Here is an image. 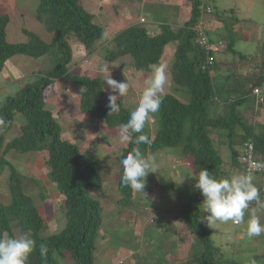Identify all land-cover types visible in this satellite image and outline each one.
<instances>
[{
    "label": "trees",
    "instance_id": "obj_1",
    "mask_svg": "<svg viewBox=\"0 0 264 264\" xmlns=\"http://www.w3.org/2000/svg\"><path fill=\"white\" fill-rule=\"evenodd\" d=\"M38 2L36 18L51 35L49 42L33 32L24 30L30 37L28 43H10L7 39L10 17L0 15V73L12 58L21 55L32 59L49 56L53 64L49 72L38 75L40 79L36 83L26 85L16 95H10L0 101V177L4 180L7 178V183L3 184L8 189L4 195L8 200H0V236H17V232L21 231L33 238L36 250L31 254L29 264H60V261L96 264L98 243L99 248H105L100 241L103 239V227L106 228V224L110 223L108 213L98 197L117 199L119 210L115 215H118L120 220L126 217L123 216V207L132 206L136 197L135 191L121 182L123 169L120 161L137 145L127 143L119 155H114L117 188L110 189L107 186L106 171L111 167V161L105 162L104 158L100 160L91 156L87 151H83L80 145L64 139L62 127L55 118L58 114L47 108V88L64 78L85 88L80 96L79 111L91 118L104 120L109 132L115 131L117 135L116 129H120L131 114V110L122 105L119 114L110 116L105 79L100 76H80L72 72L75 50L69 42V37L77 39L90 55L103 48L101 55L108 63L130 56L135 72L144 73H150L151 65L162 66L168 45L175 42L174 59L169 73L179 89L188 95V100H181L168 93L162 95L157 129L152 133V127L148 123L144 129V133L152 142L150 145L141 143L138 146L144 154L156 156L169 150L183 160L190 158L194 161V174H198L201 168H207L217 178H228L230 172L247 170V165L240 161L237 145L252 144L255 161L264 163V123L258 121V108H255L256 101L252 96L254 88L263 85L264 77L251 75L235 79L231 75H240L241 70H224V60H220L219 54L202 45V35L197 30L202 26L204 35L211 42H214L213 38H219L213 34L220 35L224 39L222 42L229 45V52L234 53L230 57L232 64L239 61L230 29H226L230 27L229 18L234 20L235 17L230 15L231 13H228L229 17L226 14L215 16L216 0H187L190 12L183 26L175 28L170 25L171 22L161 23L160 31L151 34L144 25L134 24L123 28L112 38L103 36L107 33L106 28L95 22L96 16L86 10L83 0ZM185 12L187 14V11ZM207 16L219 19L222 28L220 26L216 30L211 19L209 24L212 28L206 29L202 24ZM240 57L245 59V55ZM233 79L234 83L231 82ZM252 81L255 83L252 84ZM118 103L121 102L118 100ZM243 106L246 108L241 111ZM19 116L24 120L21 130L18 136L9 137V132L14 129L16 117ZM211 130L219 137L225 138L220 140L221 145H229L232 159V164L228 165L229 171L224 170L225 161L211 137ZM12 152L21 156L30 155L31 160L28 163L31 167L37 166L42 154L47 156L44 162L48 170H45L52 194H46L45 188H42V179L25 175L6 158ZM4 169L7 177L4 175ZM260 176V180L254 184L264 200V174ZM160 177L154 178L159 182V195L174 194L177 198L176 203L174 202L177 209H174L178 211L179 193L173 190L172 185L165 184L163 177ZM27 181L37 186V193L28 190ZM172 184L175 185L173 180ZM55 193H58L56 200L60 202L59 208L64 212L66 224L59 233L43 235L47 222L39 210L37 197L45 199L48 196H56ZM156 198L150 206L155 214L160 212L159 205L155 204H166L169 201L168 198L166 202ZM202 201L203 196L199 190L193 189L187 204L183 202L181 213H177L180 220L187 222L198 246L197 253L186 261V264H259V260L264 262V255H259L260 258L253 255L248 262L238 256L227 258L212 240L211 231L202 222ZM142 213L143 211L139 214ZM127 219L126 217V222ZM165 219L163 215L162 220ZM151 220L154 221L153 218ZM118 226L122 228L121 225ZM126 234L130 236V240L138 238V235L129 229H126ZM110 242L112 243L111 240ZM40 244H46L48 247L45 257L40 255ZM97 260L101 261L100 255H97Z\"/></svg>",
    "mask_w": 264,
    "mask_h": 264
},
{
    "label": "rangeland",
    "instance_id": "obj_2",
    "mask_svg": "<svg viewBox=\"0 0 264 264\" xmlns=\"http://www.w3.org/2000/svg\"><path fill=\"white\" fill-rule=\"evenodd\" d=\"M83 1L86 10L96 16L95 22L106 28L107 36L109 38L111 36L110 34L116 35L119 31H121V25L122 27H128L139 23L140 25H144L151 34L158 33L161 27V24H159L157 30V25L154 23V21L158 23L161 22L162 24L171 22L170 25L173 23V27L175 28L179 25L183 26L185 24L186 16L188 15V12H190L187 0ZM216 2L217 9L215 16H222L223 14H226L228 17L230 15L235 17L234 20L229 18L231 21L229 23L230 27L226 29H230V36H232L235 51L238 52L237 60L239 61L232 64L230 57H232L234 53L229 52L227 49L229 45H227L225 42L224 47L220 52H224L220 56V60L222 59L224 60L223 62H225V65L222 63V65H224L223 69L225 70L227 68H234V71H236V69H240V75L237 73L231 75L234 76L235 79H241L245 76L251 75L264 76V0H216ZM38 5V0H0V13L4 11V14L10 17V22L7 26V39L10 43H28L30 37L24 30L37 34L46 42H49V40L52 39L51 35L45 30L43 25L36 18ZM185 11H188L187 14ZM228 13L231 14L229 15ZM141 18H145L146 22L141 23ZM212 18L214 17H204L202 25L206 29L212 28V25L209 24V21ZM235 19H237V21ZM212 21L216 30H218L220 26L222 28V24H220L219 19H212ZM214 35L220 37V35H217V33L213 34V36ZM68 39L71 46L75 50L76 57L80 51V54L83 55L82 59L88 56L90 59L89 65H92V67L88 68L75 65L73 70L74 74L80 76L90 74V76L95 77L96 72L100 70L106 72L104 74L105 80L109 73L114 75V78L118 82H126L128 77L130 85L135 84V87L139 91L143 90L142 78L145 79L149 74L143 73V71L135 72L133 69V59L130 56L121 59V61L119 60L113 63H108L102 58L101 50L103 48L97 51L95 54L89 56L86 51L82 49L83 47L80 45L77 39L73 37H69ZM220 39L224 40L221 37ZM175 48V42L169 44L163 58V65L161 67L165 71L167 80L162 94H173L177 98L187 101L188 95L179 89L177 84L172 80L169 73L172 66V60L174 59L173 54L175 52ZM84 55L87 56L84 57ZM244 55L245 59L242 60L240 56ZM95 59H98V61L100 60L99 62L102 66H97V61ZM12 60L11 62L14 63L12 65V69L14 68V65H16L18 70H11L12 63L8 62L9 72L12 73V78L10 76L9 79L12 81V83L10 81H6V79H3V77H0L1 94L7 93L16 95V92L18 90L20 91V89L24 88L26 85L36 83L40 79L38 76L39 74L46 73L51 70H48V68L42 63V61H47V63L49 62V64H51V61H49L46 57L42 58L41 60L36 59L35 61H32V66L34 67L31 66L30 62L32 58L27 56H17ZM98 67L100 68L98 69ZM34 68L36 74H33ZM119 69H121L122 72L115 73V71H119ZM229 78L233 77L229 76ZM235 79H233V81L231 80V82L234 83ZM64 83L65 85H63ZM64 83L62 81H57L55 86L52 85L47 88L45 97L47 108L54 110L55 113H58V110L62 112V118L57 115H55V118L59 121L62 127V132H64L62 136L64 139L69 140L70 137H73V143L80 145L82 150L87 151L89 155L100 160L104 158L105 162L108 160L111 161V167H108L109 170L106 171V181L107 186L110 189L114 188L116 185L115 179L117 177V171L114 166L115 162L113 157L114 155H119L122 152V149L126 146V144H122L120 142V129H116L118 134L115 135V131L109 132L104 120L101 121L96 118H91L87 114L76 111L77 102L75 93L79 94L81 92L80 90L84 91L85 88L73 83H66V81H64ZM251 83L253 84L255 81H252ZM62 86H65L68 93L73 94V98H75H71V101H65L64 107L61 106L62 101H60L59 98L62 97V99H66L68 96L65 95L66 93H64L65 91L62 89ZM105 86V89L106 91L108 90L107 93L109 95H118V93H113L108 85L105 84ZM4 87H6V91ZM131 88H129V92L125 97L119 98V101L123 102V105L125 104L126 107H128L132 112L137 107L139 94ZM80 96L81 94H79V98ZM126 100L128 103H126ZM249 105H251V103H249ZM245 108L246 106L242 107L241 111H243ZM70 111L72 113L68 114L67 112ZM75 111L78 112L81 121H75ZM158 114L159 113L156 112L154 114H150L148 117L147 123L152 127V133L158 127L157 122H159L158 119L160 118ZM71 115L75 118H70L69 120L71 121L66 119ZM16 120L20 122H15L13 131L11 130L9 132V137H14L15 135L18 136L21 130L24 120L20 117H17ZM73 121H75V123L80 121V123L84 124L86 126V128L82 127L84 131L75 123H73ZM75 127L80 129L82 134L77 135L79 130L75 129ZM211 137L217 144V149L225 161L224 170L229 171L228 165L232 164L229 145H221L219 143L220 140H225V138L219 137L213 130H211ZM245 148V145L236 146V149L239 151V155L243 156L246 153ZM169 153L171 152L166 150L162 151V153H158L155 156L158 165V176L157 173H149L146 178V185L144 189L145 193L135 191L136 197L134 199L133 205L123 207V216L128 218L127 222L126 217H123V219L120 220L118 215H115V213L119 210L118 205L116 204V198L110 199L108 197H98L104 205L106 212L108 213L107 218H110V223L106 224V228L103 227V239H100V241L105 248H99L100 243H98V249L96 253L98 256H101V261L97 260L96 255V264H125L124 261H126V264H186V261H189L194 256V254L197 253L198 246L196 245L197 242L195 241L194 234L190 232L191 230L187 226V222H183L178 216L181 213V205L183 202L187 204L191 191L195 189L193 187L195 181L191 178H186L194 174L193 172L195 163L190 158H188L189 160H183L179 155H175V153ZM29 156L30 155L21 156L12 152L6 156V158L10 160L13 165L25 175L42 179V188H45L44 191H46V194H52L53 191L50 189L51 184L46 177L45 170H48L44 162L47 156L42 154V159L39 160L37 166L33 167H31L32 165L28 163V161L31 160V157ZM4 170V175L7 177L6 169ZM236 172L246 173V170H236ZM233 174L235 173L230 172L229 177ZM160 176L163 177L165 184H169L170 186L172 185L173 190L179 193L178 195H180V203H177L179 206L178 211L175 210L177 209L176 205L174 207V202L177 199L174 194L170 195V193H168V196L159 195V182L154 180V178H161ZM260 177L261 176L259 175L254 177V182L259 180ZM6 180L7 178L4 180L2 177H0L1 201L8 200V198L4 196L8 190L3 184V182L7 183ZM172 180L175 182L174 186L172 184ZM26 185L28 186L29 191L37 193V186L33 185L31 181H27ZM55 195L56 196H48L45 199L39 198V196L37 197V204L38 207H40L39 210L47 222V228L44 230L43 235L59 233L64 229L66 224V220L63 216L64 212H62L61 208H59L60 202L59 200H56L58 193H55ZM155 197H157V200L161 199L165 202L167 198L169 200L166 202V204H155L159 205L158 208H160V212H157L156 214L153 213L154 211L150 207L151 204H154L153 202ZM141 211H143V213L139 214ZM163 215L166 218L164 221L162 220ZM151 218L154 219L153 222ZM117 221H119L118 224L121 225L122 228H119ZM202 222L211 231L210 235L212 240L223 250V253L227 257L238 256L240 258L243 257V254L250 255L252 252H258L252 250L253 247L249 248V245H247L248 248L245 249L246 247H244V244H242V241L246 240V237H248L246 231L244 230L246 229L244 223H241L239 227H236L231 221L227 223L217 222L210 227L206 221L202 220ZM126 229L127 231L129 229L130 231L135 232L138 235V238L136 240H130V236H126ZM17 234V236H20L24 233L20 231V233L17 232ZM122 234L125 236L121 237ZM252 238H248L247 243H252ZM254 243L259 245L258 242ZM260 248L264 252V245ZM260 248L258 247L257 249ZM253 249L256 248L254 247ZM68 259H70L69 256ZM171 260H174L175 263L174 261L171 262ZM61 263L77 264L75 261H60V264ZM263 263V261L259 260V264Z\"/></svg>",
    "mask_w": 264,
    "mask_h": 264
},
{
    "label": "clouds",
    "instance_id": "obj_3",
    "mask_svg": "<svg viewBox=\"0 0 264 264\" xmlns=\"http://www.w3.org/2000/svg\"><path fill=\"white\" fill-rule=\"evenodd\" d=\"M145 18H141V23L146 22ZM178 27H180V25ZM197 30L203 33L202 26H199ZM110 35V38L114 36L112 34ZM103 36L107 37V33L105 32ZM213 39L214 42H211L208 38L210 44L215 45L218 49L214 53L219 54L220 57L221 54L224 53L220 52L225 42L223 43L220 37L218 39ZM85 51L87 52L86 49ZM87 54L90 56L89 52H87ZM76 58V54H74L72 72L75 65H78ZM89 63L90 59L87 56L81 60L80 66H86L89 65ZM147 74L149 75L143 82V90L139 95L137 107L131 112L127 122L120 126L119 133V139L122 144L132 143L137 145V147H134L123 156L120 161L123 169L121 175L122 184L136 192H144L146 178L149 173H158L155 155L144 154L138 146L141 143L150 145L152 142L150 137L144 133V129L148 122L149 115L158 112L161 106L162 95H164L162 93L167 80L164 69L159 65H151L150 73ZM63 79L57 81H62ZM57 81L54 83H57ZM64 81L71 83L67 79H64ZM105 84L110 86L113 93H118V95L113 94L108 97L109 102L107 106L110 110L109 115L119 114L123 102L120 101L121 103H118V100L120 97H125L130 88L128 77L126 82H118L113 79L109 73L105 80ZM257 87L261 88L263 93L261 96H256L252 93L256 101L254 106L258 108L257 112L261 111V115L263 116L264 106L261 104H264V83ZM123 106L128 108L125 104ZM247 162L246 173H235L228 178H217L212 175L207 168H201L198 174H192L186 178H191L195 181L193 187L199 190L203 196V201L200 204V208L204 213L202 218L203 221H206L210 227L217 222L227 223L231 221L236 227L244 223L247 236L252 238L264 234V223H261L260 216L257 214L258 209L264 210V200H262L263 197L260 195V190L254 184L253 176L254 171L264 170V163L253 160L251 155L247 157ZM261 174H264V172L258 173L257 175L260 176ZM246 214L248 216L247 221L245 219ZM35 250L36 242L27 233L20 236H0V264H29V258ZM39 252L42 257H45L48 253L47 245L40 244ZM234 257L236 258L237 256Z\"/></svg>",
    "mask_w": 264,
    "mask_h": 264
},
{
    "label": "crops",
    "instance_id": "obj_4",
    "mask_svg": "<svg viewBox=\"0 0 264 264\" xmlns=\"http://www.w3.org/2000/svg\"><path fill=\"white\" fill-rule=\"evenodd\" d=\"M188 12V11H187ZM0 15H5L4 14V11L3 12H1L0 13ZM148 20V19H147ZM154 23H156V25H157V27H156V29L158 30V25L159 24H161V22H156V21H154ZM120 25H121V23H120ZM172 25H173V23H172ZM8 28V27H7ZM123 28H126V27H122V25H121V30L123 29ZM159 31H160V29H159ZM245 36V35H244ZM247 37V36H246ZM245 37V38H246ZM215 39H218V38H215ZM82 49H84V48H82ZM85 50V49H84ZM87 53V52H86ZM85 56V55H84ZM46 58H48V60L50 61V59H49V56L47 57V56H45ZM15 58V57H14ZM42 58H44V57H42ZM41 58V59H42ZM82 58H83V55L82 54H80V51L78 52V54H77V64L80 66V64H81V60H82ZM13 59V58H12ZM11 59V60H12ZM40 58L38 59V60H41ZM11 60L9 61V62H11ZM36 59H32L30 62H31V66H32V61H35ZM46 60V59H45ZM96 61H97V66H102L101 65V63L98 61V59H95ZM13 61V60H12ZM121 61V60H120ZM12 63V62H11ZM42 63L48 68V70L49 69H51L52 67H53V64L51 63V64H49V62L47 63V61H42ZM122 63H123V61H122ZM8 64L9 63H7V65H6V67H5V69L0 73V77L2 78L3 77V79H6V81H10L11 83H12V81L9 79L10 78V76L12 75V73L11 72H9V66H8ZM14 63H12L11 64V70H18L17 68H16V65H14V68L12 69V65H13ZM83 68H88V67H92V65H81ZM32 67H34V66H32ZM100 67H98V69H99ZM97 71V70H96ZM119 72H122V70L121 69H119V71H115V73H119ZM106 72H104V71H98V72H96V76H102L103 78H104V74H105ZM4 74H6V75H4ZM33 74H36L35 73V68H34V70H33ZM2 75V76H1ZM85 76H89V77H92V76H90V74H86ZM111 77L112 78H114L115 76L114 75H111ZM117 77H118V75H117ZM11 78H12V76H11ZM119 78V77H118ZM115 79V78H114ZM13 80V79H12ZM116 80V79H115ZM144 78H142V83L144 82ZM117 81V80H116ZM62 82L64 83V80H62ZM67 83V82H66ZM141 83V84H142ZM7 84V83H6ZM57 83H54L53 85L55 86ZM63 85H65V83L63 84ZM2 86H6V85H2ZM131 86H132V88H131ZM109 88H110V86H109ZM130 88L131 89H133V90H135L139 95H140V93L142 92V91H139L136 87H135V84L134 85H130ZM4 89H5V91L7 90L6 89V87H4ZM62 89L65 91L64 93H66L65 95H67L68 97L66 98V99H62V97H60L59 98V100L60 101H62L61 102V106H63L64 107V102L65 101H67V100H72V99H75L76 98V105H77V110L76 111H79V100H80V98H79V94L78 93H75V98H73L74 97V95L73 94H70V93H68V91H67V89L65 88V86H62ZM111 89V88H110ZM21 90V89H20ZM81 92H80V94H82L83 93V91L82 90H80ZM0 92H1V90H0ZM19 92V90L16 92V93H18ZM128 92H129V90H128ZM11 94H1L0 93V101L1 100H3L4 98H6V97H8V96H10ZM13 95H15V94H13ZM12 95V96H13ZM71 96V97H70ZM72 98V99H71ZM78 98V99H77ZM66 103H68V102H66ZM126 103H128V101L126 100ZM58 107V106H57ZM56 107V108H57ZM62 107V108H63ZM60 108V107H59ZM245 110V109H244ZM75 111V112H76ZM68 114L69 113H72L71 111L70 112H67ZM58 116H60L61 118H62V112L61 111H59L58 110ZM257 116H258V121H260V122H262V123H264V115L262 116L261 115V111H258L257 112ZM20 118H22L21 116H19ZM74 117V116H73ZM72 117V115L71 116H68L66 119H70V118H73ZM17 118V117H16ZM75 118V117H74ZM90 119V118H89ZM77 120H80V118H79V115H78V112H76V119H75V121H77ZM88 120V119H87ZM69 121H71V120H69ZM75 121H73V123H75ZM81 121V120H80ZM80 121L79 122H76L75 124L78 126V127H80L81 129H82V127L83 128H86V126L84 125V124H82V123H80ZM16 123L18 122H20V121H15ZM23 122V121H22ZM72 127H73V125H72ZM75 129H77V130H79V133L77 134V135H80V134H82V131L80 130V129H78V128H76L75 127ZM83 130V129H82ZM84 131V130H83ZM63 133L64 132H62V135H63ZM69 140L70 141H72L73 142V137H70L69 138ZM237 173V172H236ZM240 173V172H239ZM260 180V179H259ZM258 180V181H259ZM114 188H117V186L115 185V187ZM113 188V189H114ZM257 214L260 216V220H261V223H264V210L262 211V210H259L258 209V211H257ZM245 219H246V221H247V219H248V216H247V214H246V216H245ZM245 231H246V229H244ZM248 238L249 237H246V240H244V241H242L243 243L242 244H244V247H246L245 249H247L248 248V246L247 245H249V248L250 247H255L256 249H253L252 248V250H255V251H258V252H252V254H243V257H241V259H246V261L245 262H248V261H250V259H251V257L253 256V255H255L256 257L258 256L259 257V255H264V252H263V250H261V248L260 247H262L263 245H264V234H261L260 236H257V237H254V238H252V243H247L248 242ZM249 239H251V238H249ZM254 242H258V244L259 245H257L256 243H254ZM259 242H261V243H259ZM260 248V249H257V248ZM260 258V257H259ZM125 262V264H126V261H124Z\"/></svg>",
    "mask_w": 264,
    "mask_h": 264
},
{
    "label": "built area",
    "instance_id": "obj_5",
    "mask_svg": "<svg viewBox=\"0 0 264 264\" xmlns=\"http://www.w3.org/2000/svg\"><path fill=\"white\" fill-rule=\"evenodd\" d=\"M200 34L202 35V42H201L202 45H205L208 49L211 50V52L212 51L216 52L218 50L217 47L215 45L210 44L208 38L202 32ZM262 93H263V90L261 88H259V87L255 88L253 90V94L256 95V96H261ZM245 147H246L245 148L246 153H245L244 156L240 155V161L247 165V163H248L247 162V157L249 155H251V158L253 160H255V159L253 157V145L252 144H246ZM246 172H247V170H246ZM262 172H264V170H256V171L253 172V176L255 177L258 173H262Z\"/></svg>",
    "mask_w": 264,
    "mask_h": 264
}]
</instances>
